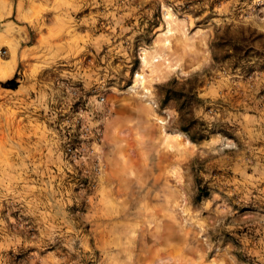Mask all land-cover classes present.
<instances>
[{
    "label": "rangeland",
    "instance_id": "rangeland-1",
    "mask_svg": "<svg viewBox=\"0 0 264 264\" xmlns=\"http://www.w3.org/2000/svg\"><path fill=\"white\" fill-rule=\"evenodd\" d=\"M0 66V264H264V0H0Z\"/></svg>",
    "mask_w": 264,
    "mask_h": 264
},
{
    "label": "bare ground",
    "instance_id": "bare-ground-1",
    "mask_svg": "<svg viewBox=\"0 0 264 264\" xmlns=\"http://www.w3.org/2000/svg\"><path fill=\"white\" fill-rule=\"evenodd\" d=\"M6 69V68H5ZM6 76V72L0 66V78H3ZM139 77V76H138ZM124 130H117L116 131V139L119 140L121 136L124 134ZM179 250H171L168 251L166 254H160L154 257V260L151 264H160V261L162 260H173V259H178L181 261V264H202L204 262V259L201 255H194L193 257L190 258H182L181 253L178 252Z\"/></svg>",
    "mask_w": 264,
    "mask_h": 264
},
{
    "label": "trees",
    "instance_id": "trees-1",
    "mask_svg": "<svg viewBox=\"0 0 264 264\" xmlns=\"http://www.w3.org/2000/svg\"><path fill=\"white\" fill-rule=\"evenodd\" d=\"M16 79L17 77L14 76L12 79L4 82L3 84H1V86L4 88V89H8V90H15L18 86V83L16 82ZM175 94V93H174ZM163 101H167V100H173L174 102H178L180 100V98L176 95H165ZM182 108H179L177 109V114H178V117H179V121L181 122H187V124L190 122L189 119H185V114H184V111H181ZM191 128V127H190ZM180 130L183 131V132H187L189 133V127H185V126H182L180 127ZM190 134V133H189ZM190 140L191 141H198L200 140V137H196L194 134H191L190 135Z\"/></svg>",
    "mask_w": 264,
    "mask_h": 264
}]
</instances>
